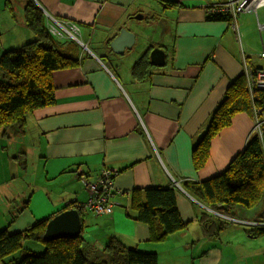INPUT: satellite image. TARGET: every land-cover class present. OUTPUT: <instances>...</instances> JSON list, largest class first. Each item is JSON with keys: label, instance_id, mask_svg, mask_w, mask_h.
<instances>
[{"label": "crops", "instance_id": "crops-1", "mask_svg": "<svg viewBox=\"0 0 264 264\" xmlns=\"http://www.w3.org/2000/svg\"><path fill=\"white\" fill-rule=\"evenodd\" d=\"M27 1H21L22 16L16 17L8 0H0V57L36 37L26 24ZM224 1L35 0L47 24L48 14L77 24L89 52L78 57L72 48L78 64L52 74L56 103L29 116L25 134L33 149V174L20 192L30 195L9 223L17 210L10 189L0 187V229L24 230L86 202L90 192L83 179L95 182L109 168L117 171L113 211L81 214L84 236L99 248V257H106L103 248L117 237L129 247L157 252L158 264H264V234L254 235L234 221L211 236L206 221L214 212L186 186L224 171L253 130L252 115L237 113L212 140L207 163L195 169L194 146L229 86L264 64V30L258 25L264 22L263 6L257 13L209 19L207 6ZM145 19L159 36L142 42ZM123 26L137 34L138 42L119 55L109 42ZM155 47L166 53L163 65L151 62ZM27 163L25 158L22 164ZM148 187L174 188L180 214L189 222L186 229L151 241L148 224L137 219L131 204L132 192ZM263 209L252 213L258 218ZM238 213L248 215L242 209Z\"/></svg>", "mask_w": 264, "mask_h": 264}, {"label": "trees", "instance_id": "trees-1", "mask_svg": "<svg viewBox=\"0 0 264 264\" xmlns=\"http://www.w3.org/2000/svg\"><path fill=\"white\" fill-rule=\"evenodd\" d=\"M11 4V0H8ZM174 4H168L173 6ZM10 9H12L10 7ZM13 11V9H12ZM231 18L229 14H209V19ZM27 26L35 38L4 51L0 57V131L9 136L23 134L28 118L36 110L56 103V87L52 74L59 69L78 64L72 48L73 40L63 45L52 33L46 22L43 9L28 0L25 5ZM151 19V18H149ZM71 45V46H68ZM67 46V47H66ZM250 93L248 78L239 76L229 86L225 98L216 108L207 129L193 151L195 169L202 168L210 157L212 140L220 131L232 124L239 112H248L255 117L254 108L264 103V92L257 99ZM189 192L211 211L206 221L207 232L219 236L223 229L236 220H264V132L262 138L252 133L244 149L239 152L221 173L201 182H187ZM132 208L137 219L149 226L153 242L165 240L169 235L184 230L189 222L182 218L174 188H137L132 192ZM24 205L17 209L12 223ZM68 205L64 210L71 208ZM80 213L84 210L77 207ZM247 210L248 215L239 216L238 211ZM208 213H210L208 211ZM224 215V217L222 215ZM254 214V216H253ZM208 216H205L207 219ZM52 217L42 218L24 230L10 232L9 227L0 230V262L2 264H158L155 251H144L129 247L117 237H111L103 248L106 257L97 255L99 248L91 244L82 231L76 238L62 237L52 240L44 238L47 224ZM254 235L264 234V226H250ZM41 246L44 250L38 249Z\"/></svg>", "mask_w": 264, "mask_h": 264}, {"label": "built area", "instance_id": "built-area-1", "mask_svg": "<svg viewBox=\"0 0 264 264\" xmlns=\"http://www.w3.org/2000/svg\"><path fill=\"white\" fill-rule=\"evenodd\" d=\"M264 6V0H227L224 2H216L209 4L206 8L209 14H229L232 18H236L239 14L245 12H256L259 7ZM49 22L48 26L52 33L60 35H69L72 38L81 41L79 38L80 28L73 21L59 20L54 16L48 14ZM259 29L264 30V22H258ZM264 58V49L261 53ZM248 86L251 94H255L254 99H257L258 92H264V64L252 70L247 71ZM255 117L252 133H257L260 138L264 132V103L260 107L254 108ZM117 171L106 168L102 170L99 180L95 182H89L87 179H83L85 182L90 196L86 202H80L77 207H81L85 210L93 212L95 215L107 214L113 211L115 202L112 199L113 195L117 191L114 178ZM214 212V211H213ZM217 214V212H215ZM222 215V214H220ZM224 217V215H222ZM250 226H264V220L258 221H241Z\"/></svg>", "mask_w": 264, "mask_h": 264}, {"label": "rangeland", "instance_id": "rangeland-1", "mask_svg": "<svg viewBox=\"0 0 264 264\" xmlns=\"http://www.w3.org/2000/svg\"><path fill=\"white\" fill-rule=\"evenodd\" d=\"M21 1L22 0H11L10 7L13 9V14L16 17L22 16L20 10L22 5ZM259 13L261 19L264 20V6L259 9ZM142 27L144 28L142 29V42H145L150 36L152 38H154V36H159L158 29H153L152 25L148 24V20H143ZM79 38L84 41L83 35L81 36L80 34ZM58 40L63 45H66V40H73V43L78 50V57L89 52L81 41H78L69 35H60ZM140 45H138L137 48ZM90 48H92V46H90ZM29 137V133L20 134L11 132L9 136H6L3 134V131H0V187L5 186L10 189L11 193L9 194V200L12 199L13 208L15 210L19 209L26 198L30 195L27 191H23V193L20 192L27 186V183L31 181L33 174V149H30L29 147ZM23 152L26 153V157ZM9 155L11 156L10 161H6V156ZM25 158L28 161L26 166L25 164H22L25 161ZM245 212L248 213L247 210ZM237 214L241 216L239 213ZM231 224L235 223L231 222ZM41 248L44 250L43 247Z\"/></svg>", "mask_w": 264, "mask_h": 264}, {"label": "water", "instance_id": "water-1", "mask_svg": "<svg viewBox=\"0 0 264 264\" xmlns=\"http://www.w3.org/2000/svg\"><path fill=\"white\" fill-rule=\"evenodd\" d=\"M141 17V16H139ZM138 42L137 34L127 26H123L109 42L112 50L119 54H125V50L132 49ZM153 64L163 65L166 53L160 47H155L150 53ZM83 230V219L77 207L68 208L54 215L48 222L44 238L52 240L56 238H76Z\"/></svg>", "mask_w": 264, "mask_h": 264}]
</instances>
